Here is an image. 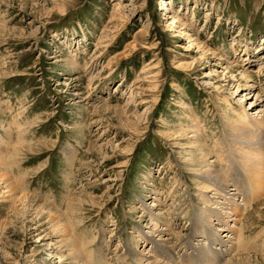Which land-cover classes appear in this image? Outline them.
I'll return each instance as SVG.
<instances>
[{
	"label": "rangeland",
	"instance_id": "374dc122",
	"mask_svg": "<svg viewBox=\"0 0 264 264\" xmlns=\"http://www.w3.org/2000/svg\"><path fill=\"white\" fill-rule=\"evenodd\" d=\"M262 105L264 0H0V264H75L58 224L82 256L137 264L149 204L180 264L206 207L201 154L230 150L227 125ZM263 203L221 264H264Z\"/></svg>",
	"mask_w": 264,
	"mask_h": 264
},
{
	"label": "bare ground",
	"instance_id": "6f19581e",
	"mask_svg": "<svg viewBox=\"0 0 264 264\" xmlns=\"http://www.w3.org/2000/svg\"><path fill=\"white\" fill-rule=\"evenodd\" d=\"M169 23L170 25L174 24L175 19H172ZM190 42V45L192 46L194 42ZM196 48H198V46ZM246 57H244V60L251 61ZM252 70L253 71L250 74L254 76H260L262 74L260 68ZM240 77V80H246L250 76L242 72ZM240 80L236 79L234 81L239 85L241 83ZM250 84L251 83H247L245 85V92L251 91ZM258 99L259 96L256 94L255 101L257 102ZM252 103H250L249 106ZM263 107L264 105L254 110L251 109V114H248L247 111L244 116L237 117L233 123L227 125L228 132H226L227 134L225 140L231 145V147L230 150L225 149L223 147L222 140H217L214 142L213 151L211 152L215 153L214 156H216V163H214V160L208 161L207 159V156L211 153L210 150H204V152L201 154L204 158V161L197 167L199 171L197 182L201 188L199 191L201 194L199 195L202 198V204L206 207L199 208V212L194 214L193 227L190 233L191 235H197L198 239L194 243L191 242L190 244L188 243L185 245L184 254L182 255L180 264H190L191 262H196L197 264H221L220 257H224L226 255L224 250L233 248L234 246H238L239 248V243H241L239 240L240 237L237 235L236 240L234 238L236 235L235 228L237 227L236 224L239 221V217L253 199L256 200L264 194ZM1 164H4L2 156H0V165ZM228 178L230 179V183H232L231 185L228 184ZM4 179V176L0 174V185H5ZM228 186L229 189L226 188ZM251 188H253V190L250 192L248 189ZM207 194H209V196H207ZM13 195L15 194L13 193L12 196ZM237 196L241 197L242 201L240 200L239 203L235 204L233 201ZM154 200H157V198ZM153 206L155 205L149 204V207L145 210L152 214ZM149 213L148 225L150 226L148 228L151 230L148 233L149 235H146L147 238H145V242L146 244H150L152 254L147 256V253L141 254L140 252L135 251L133 260H135L137 264H168L170 261L171 264H173L177 258L173 257V248L169 246L170 241L168 238H166L167 236H170V230L168 229L169 225L166 216H163V212L161 210L153 213L154 217H151ZM220 216L222 218L221 221L219 220ZM224 217H227L225 221H223ZM227 221H230V224H227ZM216 222L218 226L217 229L214 230L212 226ZM56 226V231L59 233L58 244L66 248L67 255L76 262L75 264L86 263L84 258H89L88 264H95V255V259L99 264L104 262L103 247L98 248L95 254L90 252L86 257L84 255L82 256L79 246L74 241H72L71 238H69L66 226L62 224H58ZM161 226L164 227L162 228ZM227 228L230 229L228 230ZM215 233H222V235L218 234L219 236H217ZM228 239H231V244L228 242L226 246H224V250L219 248L220 246H223L224 243L222 242ZM216 253H219L220 257ZM155 255L156 258H154Z\"/></svg>",
	"mask_w": 264,
	"mask_h": 264
}]
</instances>
